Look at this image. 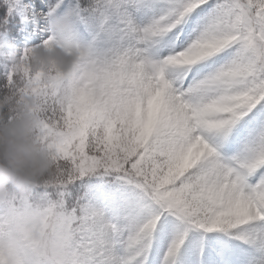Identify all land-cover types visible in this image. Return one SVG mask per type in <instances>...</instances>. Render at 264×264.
I'll return each mask as SVG.
<instances>
[{"label": "snow or ice", "instance_id": "6c2138e0", "mask_svg": "<svg viewBox=\"0 0 264 264\" xmlns=\"http://www.w3.org/2000/svg\"><path fill=\"white\" fill-rule=\"evenodd\" d=\"M54 18L91 47L78 82L30 68ZM0 43L55 154L0 207L13 264H264V0H0Z\"/></svg>", "mask_w": 264, "mask_h": 264}, {"label": "clouds", "instance_id": "9594fccd", "mask_svg": "<svg viewBox=\"0 0 264 264\" xmlns=\"http://www.w3.org/2000/svg\"><path fill=\"white\" fill-rule=\"evenodd\" d=\"M50 28L54 40L27 52L30 68L37 77L55 70L57 78L78 82L82 63L91 55L88 44L77 42L67 20L54 18ZM0 43V59L17 63V53ZM15 70V69H14ZM40 103L36 94L9 89L0 97V207L14 199H25L52 176L55 154L39 143L35 129L39 121ZM5 113L10 117L4 119ZM39 237L41 225L32 226ZM21 241V233L12 226L11 218L0 224V264H13V255Z\"/></svg>", "mask_w": 264, "mask_h": 264}]
</instances>
